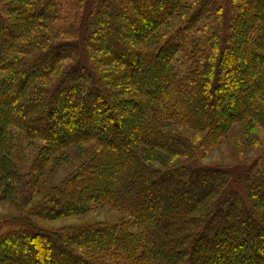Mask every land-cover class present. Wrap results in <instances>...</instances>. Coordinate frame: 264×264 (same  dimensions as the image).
Wrapping results in <instances>:
<instances>
[{
	"label": "trees",
	"instance_id": "16d2710c",
	"mask_svg": "<svg viewBox=\"0 0 264 264\" xmlns=\"http://www.w3.org/2000/svg\"><path fill=\"white\" fill-rule=\"evenodd\" d=\"M61 4L0 0V181L30 206L0 233V264H264V149L243 191L170 128L211 142L235 123L264 128V0H84L74 24ZM27 141L42 144L24 172L15 155ZM89 143L36 200L45 163ZM100 202L125 219L37 222Z\"/></svg>",
	"mask_w": 264,
	"mask_h": 264
},
{
	"label": "rangeland",
	"instance_id": "374dc122",
	"mask_svg": "<svg viewBox=\"0 0 264 264\" xmlns=\"http://www.w3.org/2000/svg\"><path fill=\"white\" fill-rule=\"evenodd\" d=\"M80 1L84 3V0H61V16L68 24H74L72 19L74 15L72 14ZM233 11L236 13L235 9ZM93 20L97 21V16H95ZM68 24L61 23V32H57V34L64 37L67 36L68 32L64 29ZM206 30H208V27ZM197 36L201 37L202 33H198ZM176 65L180 68V72L184 73L189 64L184 59L179 58ZM239 72L238 69L237 74H239ZM130 109L131 107L127 105L125 108L119 106V113L124 115L126 111ZM170 128L172 131L182 134L192 142L195 148V157L203 164L231 168L233 174L237 176V183L235 184L245 191L243 180L246 175L247 167L253 159L257 158L258 152L264 149L263 127L251 125L247 128L246 122L235 123L230 126L227 134L223 138L212 142L206 138L205 133L192 132L186 127L171 126ZM23 143L21 147L22 152L20 153L21 156L20 154H16L15 158L19 160L18 165H20L23 168L22 171L25 172L28 171V169L31 170V165L35 161V156L42 142L27 141ZM94 150L95 145L93 143L71 146L63 149L60 154L55 155L46 162L38 180V194L36 200H40L46 196L54 186L58 185L68 174L73 172L78 165L89 158ZM3 192V183L0 181V233L7 230L9 227L20 226L19 222L12 223V219L19 215V217H22L21 215L25 216V213H27V210L30 208L29 205L23 206L22 208L18 206L21 197L13 194L7 198ZM242 196L245 197V194H242ZM124 219L125 215L121 211L112 208L108 202H100L80 216L65 217L57 220H39L37 222L41 226L49 229H60L63 227H75L94 223H120Z\"/></svg>",
	"mask_w": 264,
	"mask_h": 264
}]
</instances>
